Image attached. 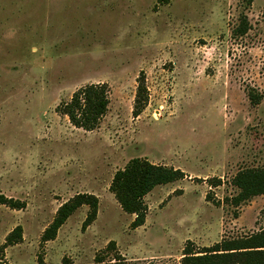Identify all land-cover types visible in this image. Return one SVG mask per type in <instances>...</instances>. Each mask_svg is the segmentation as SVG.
<instances>
[{
	"label": "rangeland",
	"instance_id": "rangeland-1",
	"mask_svg": "<svg viewBox=\"0 0 264 264\" xmlns=\"http://www.w3.org/2000/svg\"><path fill=\"white\" fill-rule=\"evenodd\" d=\"M141 72L148 106L134 118ZM92 84L111 102L87 132L56 108ZM252 91L264 93V0H0V193L26 205H0V248L23 229L0 264H177L188 245L264 230V196L233 202L235 176L264 167ZM135 158L186 175L145 198L137 232L110 192ZM78 194L98 197L97 220L83 229L84 206L44 244ZM137 247L148 255L128 262Z\"/></svg>",
	"mask_w": 264,
	"mask_h": 264
},
{
	"label": "trees",
	"instance_id": "trees-1",
	"mask_svg": "<svg viewBox=\"0 0 264 264\" xmlns=\"http://www.w3.org/2000/svg\"><path fill=\"white\" fill-rule=\"evenodd\" d=\"M253 0H248L252 3ZM247 24H242L240 34H246ZM138 87L133 106V116L138 118L148 106V89L146 75L140 73L137 79ZM111 90L107 84H92L80 88L68 102H62L56 113L68 118L70 124L87 132L97 130L108 113ZM252 105L257 106L264 98V93H248ZM185 173L180 169L151 163L147 159L135 158L115 173L110 185L124 213L135 216L131 227L136 230L146 224L148 206L145 198L157 187L166 186L184 180ZM233 184L239 189L234 198L235 205L240 206L251 199L264 196V167L240 171ZM99 199L92 194H78L58 209L51 225L44 231L42 242L53 241L59 230L82 207L87 206L89 213L83 224V229L90 227L98 217ZM0 205L12 210L21 211L26 208L24 202L10 198L0 193ZM237 218V217H236ZM23 240L21 226L15 228L6 238V243L0 248V261L5 249L17 245ZM114 244V243H113ZM191 244V243H190ZM39 264H45L39 258ZM180 264H264V230L231 240H222L211 247L201 249L186 246Z\"/></svg>",
	"mask_w": 264,
	"mask_h": 264
},
{
	"label": "crops",
	"instance_id": "crops-1",
	"mask_svg": "<svg viewBox=\"0 0 264 264\" xmlns=\"http://www.w3.org/2000/svg\"><path fill=\"white\" fill-rule=\"evenodd\" d=\"M158 188V187H157ZM144 227V226H143ZM143 227H140V228H138V229H136L135 231L137 232V231H139L140 229H142ZM144 247H146V249L147 248H149L147 245H144ZM139 248H141V247H137L136 248V251H134V252H131V255H126V257H128V262H134V261H137V262H139L138 260H139V258H140V256H147L148 255V252L146 253V252H143V251H141ZM204 248V247H203ZM182 258H183V255H182ZM181 258V259H182ZM181 259H178V263L177 264H180V262H181Z\"/></svg>",
	"mask_w": 264,
	"mask_h": 264
}]
</instances>
